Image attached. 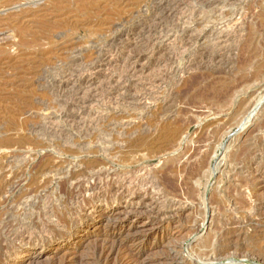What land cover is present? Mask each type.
Listing matches in <instances>:
<instances>
[{
  "label": "rangeland",
  "instance_id": "obj_1",
  "mask_svg": "<svg viewBox=\"0 0 264 264\" xmlns=\"http://www.w3.org/2000/svg\"><path fill=\"white\" fill-rule=\"evenodd\" d=\"M178 1L176 0L177 3L172 2L169 4L175 6V8L171 7L170 9V7H167L168 5L166 6L167 11L174 10L171 14H167L168 16H163V18L161 15L156 12L154 14L153 12L152 6L155 0H0V16L2 17V23H0V184L12 178L10 171L16 170V173L18 171L17 174L27 171V174H29L31 170L32 173L35 168H38L44 162L52 161V158L53 160H69L71 162L78 159L96 157L100 160L101 156H97V153L93 151V146L96 145V142L92 143V139L90 140L88 136L84 135L83 138H87V140H84L86 142H83V140L81 142L76 135H73L75 131L72 132V128L65 121V123H63V120L60 121L61 123L58 121V128L49 123L63 115L70 118L69 120L84 118V116L85 118H103L106 120H108V117L109 119H116L117 117H119L117 119H121L122 116L128 115L131 117L128 116V119H132L136 115L135 113H138V93L135 92H138L140 85L146 84L148 79L153 82V79L155 80L159 75L161 76V74L165 73L168 75L165 79V84L159 89L161 91L156 88L160 93L155 90L157 92L156 97H159L160 101H165L168 98V100H171V103L164 108L165 110L168 109V112H173L182 107L183 109L187 108V110H190V115L198 114L203 119L207 117L205 118L206 121L213 119L209 115L212 114L213 110H217L216 113L219 114L218 116H221L219 119L222 123H218V126L215 125L213 129L222 128L230 124L228 130L226 127L215 137L213 135L214 130H210L211 132L205 136L198 135L197 124H192L187 130L189 141L185 146H188L187 149L191 150L190 154L195 150L200 155H204L209 152L210 148L213 152L210 157L211 160H209V173H207L206 178L201 180L202 186L199 192H197V199L199 201H187V205L195 204L196 213L195 215L194 213H187L185 220H189L191 218L189 217L190 215L197 218H200V216L204 217L207 210L214 209L216 212V219L213 221L214 228H217L216 226L220 227L226 222H231L230 224H233L231 229L240 233V238H237L239 242L236 239L235 243L245 242L249 245H256L259 242L257 241L258 236L264 234V208H261L257 212L253 209L256 205L259 206L264 203V127L262 129L264 124H261L264 121V110L260 111V118L253 119L252 117L253 120L251 122H247V120V123L245 122L244 124L240 120L241 117L239 118L237 115L231 118L232 116L230 117L229 112H224L226 108L222 110L219 106L212 104L213 102L210 99L206 100L208 101L206 102L208 106L203 100H196L197 105L194 107H189L185 102H189L190 96L196 95V89L197 91L202 90L208 83H210V85L208 84L210 88H208L209 90L207 89L208 92L206 91V94H213L212 87L218 88L219 85L222 87L223 84L229 85L230 83L231 86L239 78L242 77L241 79H244L243 77H249L253 71H257L262 66H260V63L264 55V0H255L256 2L254 0H240L234 5L249 15L247 16L249 19H247L245 24V32L241 33L242 36L240 35L241 38L238 37L239 35L233 37L231 40L234 43L236 41V43L234 44L230 40L224 48L217 45V41L215 40L216 35H204L200 32L199 28L195 34L198 36L197 41L194 39L185 40L190 39L187 29L190 27L197 28V21L200 17H203L202 11L204 12V10H202V4L198 0ZM3 2L8 5L3 6ZM183 3L185 4L183 5ZM178 4L183 5L182 7L184 8H181V5L179 6ZM187 6L189 7L188 10L185 8ZM183 10H187L188 13ZM130 34H132L131 37L133 39L129 36ZM116 46H120L121 48H117ZM153 51L156 54H152ZM215 53L216 55L217 53L226 54V57L222 58L221 64L214 65L211 57L213 59L216 58ZM199 55L201 56L199 57ZM190 60L193 61L194 66L192 67H188ZM134 62H138L139 64L135 63V65ZM159 62L161 63L160 65L158 64ZM135 66L137 70H135ZM98 69L101 70L98 71ZM262 69L261 71H263ZM156 70L158 73H156ZM162 71L165 72L163 73ZM89 79H92V81L89 82ZM69 80H73L71 81L72 84H67ZM150 80L148 83H152ZM177 83L178 86H176ZM218 83L219 85L216 86ZM175 87L178 88L175 89ZM241 87L239 86L236 89L237 93L232 94V100L234 96L235 98H239L244 90L247 91V89ZM239 89L241 90L239 91ZM171 90H176L174 96H169ZM232 91H235V89ZM262 96L263 93H258L256 99L253 101L254 108H259L260 104L264 105V101H260ZM106 98L107 100H105ZM158 107L161 106L158 104L147 106V110H144L146 112L145 115L149 114L148 116H152L158 114L160 112L158 111ZM166 112L165 115L168 113ZM177 118L183 120L180 115ZM258 119L260 120L258 121ZM178 120L177 122L180 123L181 120ZM132 121L131 123H133ZM55 130H58L60 133ZM123 138V135L114 137L113 145L117 148L121 147L123 145ZM100 143L102 142L100 141ZM100 143L98 142V144ZM185 146H182V150H184L183 147ZM212 146H214L213 149ZM79 147L82 148L81 151L77 149ZM67 149L68 151L73 150L79 153L75 155L71 154V156L68 154L67 156ZM121 149L124 150L123 147L119 148V150ZM90 150L93 151V154ZM122 150L120 151V155L119 151H117L116 155L118 156L115 157L119 163L114 158L117 168L121 166L122 153L124 152ZM63 152L64 154L60 155ZM17 153L20 157L19 160H23V165L25 163L24 167L21 164L22 161L17 160L14 162L12 155ZM19 153L23 156L21 157ZM32 155L36 157L34 161ZM76 155H78V158ZM180 155L178 152L173 154V156ZM252 155L260 157L259 165H255L257 167L254 166L251 170H243L242 165L244 163L242 159L250 158ZM188 157H183L181 162H185ZM220 163L225 166L224 170H226H223V172L217 171V167L221 165ZM146 166L151 169H159L163 166V160L159 158L147 160ZM210 174L215 175L214 179ZM180 179L178 177V184H181L182 179ZM57 189V185L53 184L52 191H57ZM232 202L237 204L238 208H236V211H233L234 208L229 207V204ZM193 217L189 221H185L187 225H189V222L195 220ZM92 231H96V233L100 232V230H94V228L90 232ZM90 234L92 233L83 234L88 239L87 241H89L84 245H80V240L74 242L76 246L80 247L78 252L81 256L88 254L91 247L95 245L96 236ZM187 236L185 238L181 237L183 241L177 237L179 238L177 240L180 241L177 242L184 243L186 247L188 245L195 247L196 245L194 246L193 244L196 243L192 239L193 237ZM73 248L72 246L67 248L65 245H62L60 248L55 247L54 251L47 252L46 254H51V257H54L59 252L57 256L62 257L66 253V249L72 252ZM185 251H183L182 256L190 257L189 248L188 250L185 248ZM158 253L150 255L153 259L149 256L150 253H146V255L142 256V260H145L146 264H150L149 262L158 258L159 255L162 256L163 251ZM232 255L230 257L231 261H226L224 264H264V257L257 253L250 256H237L235 253ZM46 258L44 257L34 262V264H48L50 260H53ZM55 258L57 259L58 257L55 256ZM193 260L197 262V258L193 257ZM200 264L207 263L201 262Z\"/></svg>",
  "mask_w": 264,
  "mask_h": 264
},
{
  "label": "bare ground",
  "instance_id": "obj_2",
  "mask_svg": "<svg viewBox=\"0 0 264 264\" xmlns=\"http://www.w3.org/2000/svg\"><path fill=\"white\" fill-rule=\"evenodd\" d=\"M198 1L202 4L201 7L202 10H204V12L202 11V13L204 15L202 14L203 17L199 16L200 18L197 21L196 29H194L195 27H190L187 29V33L189 34L190 39H185V40L194 39L197 41L198 36L195 34L198 28L201 30L199 31L204 35H209V36L216 35L215 40L217 41V45H220L222 48H224L226 44L233 37H237L239 35L238 37L241 38L242 36L241 33L245 32V24L247 19H249V17H247L249 15H247L244 11H241L234 6L240 0H198ZM172 2H176V0H157V1L155 0V3L152 6L154 11L153 10L151 11H153L154 14L156 12L162 17L168 16L167 14H171L174 9L167 11L166 6L168 5L167 7H170V9L171 7L175 8V6L169 5ZM254 2L256 1L254 0ZM184 4L185 3H183V5ZM4 5H8V4H5V2H3V6ZM183 5H181V8H184L182 7ZM185 8H187L188 10L189 7L187 6ZM206 9H210V10H206ZM187 10H183V11L185 12ZM186 13H188V11ZM155 22L157 23V21ZM0 23H2L1 16H0ZM129 36L131 37L132 34H130ZM152 54H156V53H154L153 51ZM157 54H161V53H157ZM225 55H226L225 53H217L216 55L217 59L216 58L213 59V57H211L212 61L214 62V65H218V63L220 62L222 63L221 60L223 57H226ZM200 56L201 55H199V57ZM91 57H95V56H91ZM191 60H193V58H191ZM191 60L188 62L189 64L188 67L194 66L193 65L194 60L193 61ZM138 62H134V64L135 63L139 64ZM173 62L175 63V61ZM158 64L160 65L161 63L159 62ZM263 64H264V55L263 58L261 59L260 66L261 65L263 66ZM262 66L258 68L257 71H253V73L251 71L252 74L249 75V77L248 76L246 78L243 77L244 79H241L242 77L239 78V80L235 84H232L231 86H230L231 83L229 85L222 83L223 84L222 87H220L219 83L216 84V86L219 85V87L218 88L212 87L213 94L212 93L206 94L208 92L207 89L210 88L209 86L210 83H208L209 85L205 84L206 85V87L204 86L205 88L198 91L196 89V95L193 92L194 95L191 94L192 96H190L191 98H189V102H185V103H187L189 107H194L197 105L196 100L197 101L203 100L205 104L208 106V104L206 103L208 101L206 100L210 99L213 102L212 104L219 106L222 110L226 108L224 112H229L230 117L232 116L231 118H234L238 115L239 118L241 117L240 120H242V123L244 122L245 124L247 120H248L247 122H251L254 118L259 117L260 113L262 112L261 111L262 109L264 110V105H261L259 103L261 105V107L259 105L260 108L259 109L257 107L254 108V103H253L258 93L259 94L263 93V96L260 98V101L261 102L264 101V66L263 69ZM261 69L263 71H261ZM99 70L101 69H98V71ZM135 70H137V68ZM107 73L109 72L107 71ZM156 73H158L157 70ZM147 75L149 74L147 73ZM167 75L168 74L165 73L161 74V76L159 75V77H157L155 80L153 79V82L150 79H148L146 84L143 83L140 85V89L138 90V92H135L138 93L139 96V97L137 96L138 101L136 99L139 106V108L137 109L138 113L136 112L135 113L136 115L132 119H128L130 115H128L129 117L122 116L121 119H117L119 117H117L116 119L114 118L109 119L108 117V120L103 118H98V119L85 118L84 116V118L82 117L80 119H75V118L73 120L71 119L72 121L69 120L70 118H68L66 115H63L62 116L63 118L60 117L61 115L59 116L60 118L54 117L55 120L49 124H52L53 126H56V128H58L59 127L57 124L58 121L60 122L61 120H63V123L66 122L68 126L72 128L71 129L72 132L75 131V134L73 133V135H76L81 142L82 140L83 142H86L84 140H87V138H83L84 135L88 136L90 140L92 139V143L96 142V145L93 146L94 147L93 151L97 153V156L100 155L101 159L99 160L98 157L88 158V159L85 158L71 162L69 160H60V161H58L59 159L53 160L52 158L53 156H52L51 157L52 161L49 160L50 162H44L43 164H41V166L39 165L38 168H35V170L32 173H31L32 170L29 172V174H27V171L21 172L22 174H17L18 171L16 173V170L10 171L12 178H10L9 181L4 182L3 184H0V264H34V262L44 257L53 259L52 261L50 260L51 262L49 261L48 264H146L145 260H142L143 259L142 256L144 254L146 255V253H150L149 256L155 255L160 250H161L160 252L163 251L162 256L159 255L158 258H155L154 260L149 262L150 264H200L201 262L207 264L208 263L224 264L226 261H231L230 257L233 256L232 255L233 253H235V255L237 256H250L253 254L256 255L257 253L260 256L264 257V234L258 236L257 241L259 242L256 245H249L246 244L245 242L238 244L239 239L237 238H240V233H238V231L231 229L232 228L231 226L233 225L230 224L231 222L230 223L226 222L225 224H222L220 227L216 226L217 228H214L213 221L214 219H216L215 218L216 212L214 209L210 208L211 210H207L204 217L200 216V218L199 217L197 218L196 216L193 217L190 215L189 216L191 217L190 219H192L193 217L195 218V220L193 222L191 221L192 223L189 222L188 223L189 225H187V223L185 222L186 220H188V219L185 220L187 213L189 214L194 213V215L196 213L195 204H193L194 206L187 205V201L189 200L199 201V199H197L198 198L197 192H199V189L202 186L201 180L203 178H206L207 173H209V160H211L210 157L213 152V150H211L210 148V150H208L209 152H207L204 155L202 154L203 156L200 155L195 150L190 154L191 150L187 149L188 146L187 147L185 146L186 144H188L189 141L187 130L189 126H191L192 124H197L198 135L205 136L208 135L209 132H211L210 130H214L215 132L213 133V135L215 137L216 135H218L220 131L226 129V127L228 130V126L230 124L228 126L222 125L224 126L222 128L213 129L215 128V125H217L218 123H222L221 120L219 119L221 116H218L219 114L216 113L217 110L216 111L213 110L212 114L209 115L212 116L211 118H213L210 121L208 120L206 121L205 118L207 117L203 119V117L201 118V116L198 114L190 115L189 114L190 110L189 109L187 110V108L183 109V107L179 110L177 109L178 111L177 110H174L173 112L170 111L171 113L167 111L168 110L167 108H166L167 110H165L164 108L171 103V100H168L169 98L167 97L168 99H166L165 101L163 100L160 101V98L156 97L158 92L156 88L159 90L163 87ZM67 78L69 79V77ZM149 80L152 83H148ZM71 81L73 80H69L67 81L68 83L67 82L66 83L72 84ZM90 81H92V79H89V82ZM176 86H178V83L176 84ZM239 86H242L244 89H247V91L242 90L243 94L240 95L239 98H235L234 96V99L232 100L233 98L232 94L237 91L236 89ZM176 88L178 87H175V89ZM234 89L235 91H232ZM240 90L241 89H239V91ZM175 92L176 90H171L169 96H174L176 94ZM105 100H107V98ZM151 104H158L159 106H161L158 107L159 108L158 111L160 112L152 116L151 115L148 116L149 114L145 115L146 112H144V110H147L146 107ZM166 111L170 114H168ZM165 112L167 113V115H165ZM179 115L183 118V120H181V118L180 119L177 118ZM178 119L181 120L180 123L177 122ZM259 120L260 119H258V121ZM131 121L133 123H131ZM261 124L263 125L264 121H262ZM263 127L264 126H262V129ZM55 131L53 132L55 133ZM122 135L124 136L123 145L121 147L119 146V148L123 147L124 150L122 149L121 150L124 152L122 153L123 157L121 156L122 161L120 160L121 166L120 168H117V166L115 165L116 163L114 161V158L118 156L116 155L118 153L117 151H119V155L121 154L120 153L121 150H119V148L114 146L112 142L114 140V137L117 136L120 137ZM100 141L102 143H100ZM98 142L100 144H98ZM182 146H185L183 147L184 150H182ZM213 147L214 146H212V149ZM77 149L81 151L82 148L79 147ZM93 151H91L92 154ZM176 152H178L181 155L173 156V154ZM77 153L74 152L73 150L71 151L69 150L68 152H66L67 156L68 154L71 156V154L75 155ZM61 154H64V152L60 153V155ZM19 155L21 156L20 153ZM77 156L78 155H76V157ZM185 156H189V157L187 158V160L185 159L186 160L185 162L183 161L182 163L181 159ZM12 157L14 162L19 160L20 158L18 156V153L13 154ZM154 158H159L160 160H163V166L161 168L151 169L146 166V161ZM259 158L260 157H258L257 155L255 156L252 155L250 156V158L242 159L244 164L243 165L240 164V165H242L243 170H248V169L251 170L255 165H259V161H260ZM35 159L36 157L33 158V161ZM19 161H22L21 164L23 165V160H19ZM117 163H119V161H117ZM221 165L217 167V171L223 172L225 166L222 165L221 167ZM178 177L182 179L181 184L180 183L178 184L177 182ZM211 177L214 179L215 175L212 174ZM53 184L57 185L58 187L57 191H52ZM229 207L234 208L233 211L234 210L236 211L237 210L236 208H238L235 202L230 203ZM261 208H264V203L259 206L256 205L253 209L255 212H257ZM90 227H93L94 230H100V232L98 233H96V231L90 232L91 230H93V228ZM240 229L243 230L242 228ZM85 233H92L90 235L96 236L94 243L95 245L91 247L90 252H88V254L81 256V254H79L78 252L80 247L76 246L74 242L80 240V245H84L85 243L89 242L87 241L88 239L85 237V235H83ZM187 235L189 237H193L192 239H194L196 243L193 244L194 246L196 245L195 247L190 245L186 247L184 243H178L180 241H178L177 239L181 237L185 238V236ZM236 239L238 240L237 243H235ZM181 240L183 241L182 238ZM62 245H65V247L67 248L70 246L74 248L72 249V252L66 249L67 251L62 257L57 256L59 253L57 251H56L57 254L54 255V257L53 256L51 257V254L50 255L46 254L47 252L54 251L55 247L60 248V246ZM185 248H187V250L189 248V253H191L190 257L182 256L183 251H185ZM67 252H71V253H67ZM55 256L58 258L56 259ZM193 257L197 258L196 260L197 262L193 260Z\"/></svg>",
  "mask_w": 264,
  "mask_h": 264
}]
</instances>
